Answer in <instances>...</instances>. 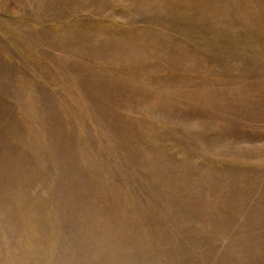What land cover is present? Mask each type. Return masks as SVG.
Here are the masks:
<instances>
[{
	"label": "rangeland",
	"instance_id": "374dc122",
	"mask_svg": "<svg viewBox=\"0 0 264 264\" xmlns=\"http://www.w3.org/2000/svg\"><path fill=\"white\" fill-rule=\"evenodd\" d=\"M0 264H264V0H0Z\"/></svg>",
	"mask_w": 264,
	"mask_h": 264
}]
</instances>
